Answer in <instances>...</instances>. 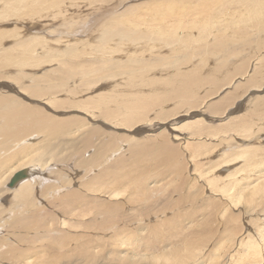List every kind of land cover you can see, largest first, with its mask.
Masks as SVG:
<instances>
[{"label": "rangeland", "instance_id": "obj_1", "mask_svg": "<svg viewBox=\"0 0 264 264\" xmlns=\"http://www.w3.org/2000/svg\"><path fill=\"white\" fill-rule=\"evenodd\" d=\"M6 1L8 2V0H1L0 1V50H1L0 54H3V55H1L2 58L6 55V53H8L7 56H9V54H11V56L13 57L14 60L16 58V61L22 59V57H24V56H30V55H26V53L23 49L24 48L23 45H26V44H30L33 46L35 44L36 51L39 49V51H38L39 53L37 52L35 55L34 54L32 55V59L34 62L33 61L31 63L28 62L29 66H28V63L26 65H24V67L20 66L17 63H15V66H14V64H13V66L7 65V64H5L6 66H4V64H0V98L5 97L7 95H10L11 97L18 99L19 102H21V103L23 102L24 104L26 103V106L30 105V107H33V110H34V107L39 108L47 118L52 117V119L62 120V121H64V120L69 121L70 120V122L72 121V123L83 121L85 124L88 125L86 127H82L83 126L82 125L81 127H79V129L75 127L74 132L71 135H68L69 133L68 134H59V135H57V137H55L56 139L52 138L53 142L55 144L53 142H51V143L53 145H57L58 151L55 154L54 160L52 161V164H53L52 167L50 169L46 170L47 174H49L48 177L51 178L50 181H55L57 179V176H55L53 174L50 175L51 171H58L59 172V170H63L65 172H67L66 173L67 175L62 176L59 181L56 180V182H58V183L60 181H63V182L66 181L65 178L70 179L71 177H74V181H73V184L71 187L59 188L60 194H62L67 189H71V190L80 189V187L82 185H84L89 180L93 179L94 176L97 175L99 173V171L102 170V167H99V168H96L97 170L95 168H93L92 171L88 172V170L86 168H83L81 164H78V162L82 161L81 157H82V159H84V158L85 159H87V158L91 159V157L97 151V148L99 145H102V143H107V142L110 144V142L112 140L111 136H113V135L122 136L123 139H127V140H125L126 145L122 144L123 146L121 148H124L125 150L128 149V150L125 152V150L122 149V151H120L119 153H117L115 155L114 160L110 161V163L115 161V159L118 161L126 160L129 162L131 160L130 156H129V154L131 155V152L129 149L130 145L131 146L137 145V142H138L137 139L141 140V142H144V137H146L147 140H152L154 138V136L155 137H157L158 135L160 136L162 133V135L164 137L166 135L167 136H166V138H162V136H160V138L167 141L168 144H172L171 146H173V148H175L177 150V152H178L177 155L179 157L178 160L176 159L177 164L178 163H179L178 165L181 164V166H179V168H178V165L171 164L172 166L175 165V167L177 169H179V171H177V174H175L176 172L172 170V172H174V173H171V175L165 176L168 179L162 180L161 179L162 176H161L160 180H162V182L160 181L158 183L159 185L158 184L156 185L157 181H155V186L159 187L160 192L158 191V193H153V195L156 198L159 197V195L162 198H165V199H163L165 204L163 203V201H161L159 204L162 207L168 206L170 208L171 203L166 204L167 203L166 202L167 197L170 194L173 195L174 192L172 191L173 190L172 188H175V189L181 188L182 191L181 190L177 191L178 193L176 192V194H174V201L172 203L174 204L179 198H182L179 201V202H181V205H183V204L185 205V203L187 202V205L183 206L184 210H180L178 213H175V212H177L178 207H182V206H178L179 204H177L175 209L172 210L173 212L170 213L171 215L167 214V216H163V218H164L163 221L149 222L148 223L149 229H146L142 225L139 226L140 225L139 222H135V223L133 222L131 224V226L136 228L135 231L138 232L136 235H139L136 238L137 240L135 239L132 242L125 240L123 243H121L119 245H116L115 243H113L112 240L109 238V237H112L111 235L114 234L113 228L105 229L104 231L98 232L96 230L95 226H92L93 230L91 228L88 231L83 230L84 226H78V229L75 231V230L70 229L71 226L70 227H63V226L60 227V225H56V230H59L60 228L61 229L59 231L55 232L54 237H59V235H61V233H62L61 230L65 229L64 231H67L66 228L70 229V231H71L70 234L73 235L75 238L78 236L76 238L75 247H74V244H71L73 246V249L71 251H73V252L74 251L75 252L76 251L77 252L82 251L84 249V246H87V245H82V250L79 249L78 246H81L80 244L82 242H87L88 239H89L88 241L91 240L92 244L87 246V247H90L89 251H87V252L82 251L80 253L69 254L67 247L66 248L64 247L65 250L63 249L62 253H59V254H57L56 252H52V253L48 252V254L50 256L54 255L53 261L55 259H57L56 260V262L58 261L57 264H250L249 262H251V261H249L247 263V261L243 260L245 258L244 254L250 253V251H252L251 245H247L246 243L249 242L248 239H249L250 235H252V232L254 233V231H256V229L258 227H264L263 223H261L260 221H256V218L258 219L261 214H264V205H263L264 193L261 194L262 196L257 195V197L255 196L254 198H253L254 195L251 196L254 199V200L253 199L251 200V197L248 198V196L252 193V191L247 192L248 193L247 194V193H245V190H241V188H239V186L237 187L238 189H236L235 185L233 186L232 184L236 183L234 180H236V179L240 178L242 175H244V174H242L243 172L244 173L250 172L251 175H252V172H253V174L254 173L256 174V175L250 176V175H248L249 173H247L246 175H244L245 177H247V176L249 177V178H247L246 181L249 183L251 182L250 184H248V185H250L249 187H251L250 190L253 188V191H254L255 190L254 188L261 187L262 182L264 181V178H263L264 176H262L264 174V173H262V172H264V156H263L264 155V142H263V140H261V138H264V126H263L264 125V99H263L264 98V89L262 86H259V85H257V86H251L250 84L247 85L248 80L253 75H255L256 72H257V75H264V52H263L264 50L260 51L259 48L254 49L252 47V45H255L257 42H260V40H262L261 38H263V36L261 38L258 36H255V37L251 36V38H252L250 41L251 44H249L250 46L248 48L242 47L241 52L240 51L239 52L234 51L232 53L234 56H237L236 58H233L234 56L230 57V54H221V53L216 52V51L206 52L205 54L202 53L200 51L199 47L205 48V45H198V43L194 42V39H193L194 35H197L195 27L190 28L191 25H189V32L186 34L184 31L178 29V28H180V26L177 24H179L181 21H184V16L186 17L187 15H188V17H186V18H188L187 19L188 23L193 22L195 20H198L199 14L196 15L198 12V5L203 0H197V1L196 0H192V1L191 0H170V1L169 0H167V1H165V0H150V1L149 0H121V1L112 0L111 1L110 0L111 2L109 0L108 1L102 0L103 4H101L102 2H99L101 0H99V1H97V0H93V1L91 0L90 1L89 0L90 1L89 4H88V2H89L88 0H83V1L80 0L81 2L78 0H76V1L65 0L63 2V4L61 5V7L58 8V10L52 9L53 12H52V10H50L52 12L51 13L52 15L49 14L50 12L47 13V11L46 12L44 11L42 13L44 18L47 17L48 15H50L51 17H49L46 20H44V19L39 20V19H37L38 18V16H37V17H35L36 22L33 21L32 19H28V17H30L29 15L28 16L26 15L27 13H29L28 9H24L22 11L23 13L20 11V13L17 14V16L16 15H11V16L9 15L10 16L9 17L6 14L7 13V9L5 8V5L7 3ZM96 1H97V4L99 3L98 4L99 6L96 5ZM210 1H215V0H208V2H210ZM220 1L222 2V5H223V4H226L229 0H220ZM91 2H93V3L91 4ZM109 2L111 3V5ZM120 2H122V4H120ZM180 2L181 3L183 2L184 4L183 3L181 4ZM80 3H81V6H80ZM176 3L177 4L180 3V4H178L179 6ZM68 4H70L72 6L70 7V5H68ZM85 4H87L89 6H87ZM187 4L191 5V7L188 6ZM104 5H105V7H104ZM134 5H135V7H134ZM185 5H187V6H185ZM67 6H69L70 8ZM97 6L99 7L98 8L99 10L97 9ZM82 7H83V9H82ZM91 7H94V8H92V10H91ZM142 7L145 9H142ZM67 8H68V10H67ZM76 8L77 9L79 8V9L77 10ZM85 8L88 10V12ZM134 8H135V12H134ZM4 9H6V10H4ZM126 9H127V11H126ZM173 9L174 10L180 9V11H176V10L174 11ZM182 9H184V12ZM55 10H57V11H55ZM103 10L104 11L108 10V11L105 13V16H104V14H102L100 16V14ZM3 11L4 12L6 11V12L4 13ZM158 11H160V12H158ZM62 12H64V14ZM72 12H74V14H72ZM75 12L77 14L80 13V15L79 14L77 15ZM149 12L151 14H149ZM152 12H153L154 16L152 15ZM178 12L179 13L183 12V13H181V15L182 14L183 15L180 17V14ZM45 13H47L48 15ZM90 13H91L92 22L90 21L89 23H87L88 24L87 26H84V28H86L85 29L86 31L85 30L83 31L84 34H82L83 32L81 34H76L75 33V31H76L75 29L77 28L76 25L79 24L80 22H83ZM145 13H147V14H145ZM159 13L161 14L162 17L160 16ZM170 13H171V15L174 14V15H172L174 18L170 17ZM65 14H66V16H65ZM137 14H138V16H136ZM155 14L156 15L158 14L157 18H155L156 17ZM194 14L196 16H194ZM53 15H56V16H53ZM67 15H69V16H67ZM175 16H178V17L176 18ZM69 17H70V19H69ZM71 17H73V19H74L73 23L71 22L72 21ZM81 17L83 18V21H82ZM115 17L117 18V20ZM159 17H161V18L166 17V18H169L170 22L173 21L170 24L171 25V27H170L171 31H170V29H168L167 32L161 30L160 25L162 23L160 22V19L158 21ZM190 17H191V19L189 20ZM54 18H56V19H54ZM57 18H59V19H57ZM143 18H144V20H143ZM26 19H28V20H26ZM119 19L122 20V22H124L122 25L120 24L121 27L119 25L115 26V25H117V24H115V22H118ZM151 19H153V20L151 21ZM65 20H67V21L65 22ZM75 20L77 23H75ZM110 20L114 21L113 26L109 25L111 22ZM132 21L136 22L138 25L136 23L134 24ZM66 23H67V25H65ZM128 23H130L131 26ZM172 23L175 27L172 25ZM107 24H108V26L112 27V29L110 27H108ZM186 24L184 26L185 29H186ZM31 25H35L38 27H36V30L35 29L33 30L30 28ZM124 25H126V26H124ZM66 26H67V28H66ZM69 26L72 27V29H70V30L74 31V32H71L68 30ZM79 26L80 25H78V27ZM38 28L41 30L39 31ZM103 28H104V30H103ZM132 28H134V29H132ZM142 28L144 29V31H146V30L152 31L153 34H152V32H150V34H147V35H146V33L143 34ZM118 29H120V30H118ZM109 30H111V31H109ZM137 30H138V32H137ZM158 30H160V32ZM64 31H65V33H64ZM68 31L71 33H68ZM113 31H114V33H113ZM67 33H68V35L69 34L71 35L73 33L74 34L71 35V38H69L68 35H66ZM105 33H106V36L110 33L111 37H109V38L108 37H106V38L102 37V35H105ZM122 33H123V37H121ZM126 34H127V37H126ZM141 34H143V35L141 36ZM188 34H192V35H190L188 37ZM75 35H77V36H75ZM152 35H154V37ZM181 35H183V36H181ZM34 36H37L40 39L41 38L42 39L41 40L39 39V42L36 41V42H33L31 44L32 40L30 38L34 37ZM135 36H137V37H135ZM177 36L179 37L178 39H177ZM141 37H142V39H141ZM158 37H160V38H158ZM171 38H173L174 40ZM206 38H208V39H206ZM209 38H210V40H209ZM228 38L230 40H234L236 38H237L236 40L239 39L236 36L234 37L232 34H228L227 36L220 37L219 39L221 41L217 40L218 44H221V46H216V47L217 48H222V47L226 48L224 45V42ZM243 38H245V37H243ZM43 39H44V41L40 42ZM104 39H105V42H103ZM160 39H162V40H160ZM163 39H164V41H163ZM167 39H169V40H167ZM215 39H217V38H214L213 36H206L201 41H204L203 43H206V42L208 44L210 43L209 45H212L215 43V41H216ZM59 41H60V43H59ZM125 41H126V43H125ZM77 42H79V44H77ZM74 43H76V45ZM101 44L102 45L104 44V46H102ZM70 45H71V47H70ZM82 45H83V47H82ZM89 45L92 47H90ZM146 45H147V47H146ZM95 46L98 47L99 49L96 48ZM112 47L116 49L113 52H112V50H113ZM78 48L80 51L82 50L81 52L78 51L79 53L76 51ZM160 48H162V49L160 50ZM230 48H231V50H234L233 45L230 46ZM257 49H258V51H257ZM40 50L43 52H41ZM74 50L76 51L77 55L76 54L73 55L72 51H74ZM119 50H121V52L119 55H117L116 52H118ZM139 50H141V51H139ZM93 51H94V53H93ZM67 53L69 54V57H68ZM21 54H22V56H21ZM51 54H53V55H51ZM63 54H65V55H63ZM186 54H187V56H186ZM261 54H263V55H261ZM188 55H189V57H188ZM194 55H195V57H193ZM19 57H21V58L18 59ZM190 57H191L190 64H186L187 63L186 60L189 59ZM98 58L101 60H99ZM115 58H117V59H115ZM108 59L109 60L113 59L115 62L113 61L114 63H112V64L109 63L108 65H106L107 68L105 67V69H110V71H113V69H111V68L115 65V63H117L116 64L117 65L116 68L118 67L117 70H119L120 68L123 67L122 71L115 73V75L118 76L117 77L118 80L112 79L114 81V83H113L111 78L107 79V78H109V76H108V77L104 78V79H106V81L104 79L100 80L99 82H96L97 84L95 83L94 87L92 85H87L86 83H84V81H82V75L83 74H79V73H82V71L84 69H85V71H88L87 69H91V67L92 68H99L102 65H105V63ZM243 59H245V60H243ZM41 60H43V61H41ZM102 60H103V63L101 62ZM259 60H262V61L259 62ZM1 61L2 60H0V63H1ZM69 61H71V63ZM117 61L119 62V64ZM172 61L175 62V67L178 66L177 64H179V63H181L183 65L185 64L183 66V69H181L185 73L191 72L192 70L197 71L196 68L200 67V68H204V70L206 69L204 72L208 76H210L209 71L213 70L211 72L212 76H216V78H217L219 75H218V72H215V71L219 70L221 80H219L218 84L211 83V84H208L209 86L207 84H204V83L196 85L195 91H196L197 95L194 97H191V96H187V97L183 96L182 98L177 97L175 94L177 93L178 86L172 80L173 77L170 76V74L172 75L171 70L173 72H175V67L173 65L174 63ZM247 62H250L249 66L247 65L248 64ZM37 63H39V66ZM165 63H169V64L173 63V64L172 65L168 64L169 66L167 65L168 67H166ZM241 63H242V65H240ZM163 64H165V67L161 66ZM191 64H192V67H191ZM233 64H234V66H233ZM72 65H74V66H72ZM110 65H112V66H110ZM136 65H139L141 67V69H144V70L147 67L151 68L153 65H156L158 67V71H156V72H160V74H161L160 77L162 79L169 78L166 81L167 83H163L164 85L159 84V86L163 85L165 87H167V86L169 87V85H170V88L167 87V89H169L171 91L169 94L164 96V97H166V99L164 98L160 102H156L155 104L152 105L151 109H148V110H145L142 112L144 114V117L142 119L143 120L145 119V120L142 122H138L136 124V127H135V129H138V128H140V127H138L139 125L140 126L143 125L142 127L144 128V130H143L142 134H136V130H134L135 133H134V131H129L128 126H127L128 129H125V127L121 128L119 126L121 124L120 121H122L120 119H126L125 117H127V115L129 113L126 114L125 116L122 115V117H121L119 112H123V111H120V109L117 105L118 101L124 102V100H126L127 102L128 101L130 102L128 104V108L129 107L131 108V105H130V104H132V102L130 100L131 97L129 98V96H128L129 93L126 91H130V92H133V91H132V88L128 84L130 81L128 83H127V81H128V77H130V78L132 77V74L130 73L132 67L136 66ZM218 65H220V66H218ZM243 65H244V71L241 72L240 68H242V67H240V66H243ZM169 67H171V68L164 71V74H163V70L166 68H169ZM247 67H248V72L245 74V72H246L245 70L247 69ZM67 68H69L70 72L75 68V72L69 78H66L68 76V73H70V72H67V70H68ZM213 68H215V69H213ZM256 68H257V71H256ZM168 71L171 73H169ZM65 72H67V73H65ZM76 72H78V73H76ZM207 72H209V73H207ZM63 73H65L64 76H63ZM87 73H89V72H87ZM168 73H169V75H165ZM2 74H4V75H2ZM149 74H150V76L151 75H153L154 77L157 76V75H154L153 72H151ZM162 74H163V76H162ZM145 75L147 76V72H145ZM150 76L148 78L153 77V76H151V77ZM208 76H205L206 79L208 78ZM212 76H210V77H212ZM157 77H159V74ZM259 77H261V76H259ZM209 81H211V80L209 79ZM110 82L112 83V85L109 84ZM256 83H262V82L257 81ZM173 85H175V86H173ZM7 86H8V88H7ZM115 86H117V88L120 90V92L118 91L117 93H114ZM249 86H250V89H249ZM9 87L12 89L10 90ZM99 87L103 88V89H100ZM208 87H210V88L208 89ZM254 87L257 89V91H252V92L248 91V93L246 94L245 90H247V89H249V90L254 89L255 90ZM46 89H49V91H46ZM86 89L89 91L87 93L81 94V92L86 90ZM259 89H261V91ZM38 90H40V92H42L40 95H38ZM77 91H78V93H77ZM98 91H100V92L98 93ZM20 92L23 94H20ZM202 92H203V94H202ZM17 93H19V94H17ZM125 93H126V95H125ZM3 94H4V96H3ZM34 94L38 95V97L33 96ZM52 94H54V95H52ZM97 94H99V95H97ZM170 94H173V95H170ZM208 94H211V95H209V97H208ZM116 95H118L119 98ZM123 95H124V97H126L125 99H124V97H123V99L121 98ZM43 96H44V98H43ZM103 96H106L109 101L107 100L106 97H103ZM115 96L118 98V100H117V98H115ZM160 96L163 97L162 95H160ZM102 100H105L104 102L106 104V107L103 105L100 106V104L103 102ZM96 102H97V105H96ZM115 102H117V103H115ZM161 102H162V104H161ZM113 103H114V105H113ZM94 104L98 107H96ZM73 106H76V107H73ZM90 106L92 108L96 107L95 109L93 108L91 110V114L87 113V110H86L88 108H91ZM74 108H80L81 110L79 109V111H77V109H74ZM114 108L116 111L112 110ZM103 110H105L107 112H105ZM108 110H110V111H108ZM134 110L135 109H131V112ZM125 111L122 114H125ZM34 112H35V117H41L40 113H39V116H38V114L36 115V112H37L36 110H34ZM109 112L110 113L113 112L112 115ZM116 113L118 115H116ZM256 114H258V115H256ZM113 115H114L115 119L113 118ZM175 115H176V117H175ZM105 116H107V118ZM145 116H148L149 118H147ZM159 116H160V118H159ZM26 117H27V115H26ZM0 118H2L1 115H0ZM43 118H45V117H43ZM43 118H42V120H43ZM47 118H45V119H47ZM73 118L74 119L77 118L78 120H74ZM111 118H113V119H111ZM162 118H163V120H162ZM26 119L29 120V118H26ZM47 120H49V119H47ZM111 120H112V122H111ZM114 120H116V121H114ZM155 120H159V121L156 122ZM109 121H110V123H113V124L111 125L109 123ZM148 121H149V123H148ZM130 122H128V123L125 122V123L130 125L131 124ZM22 123L23 122H21V125H22ZM150 123H152V124L157 123V124H155L156 125L155 129H152V130L150 129L151 128ZM184 123L186 125H184ZM242 123H243V125H242ZM27 124H33V123L30 122ZM34 125H36V124H33L34 128L32 126L30 127L31 132H33V133L35 132V134H33V135L34 136L37 135V138H38V136H39V138L38 139L33 138L34 140L25 141V142H23V144L19 143L18 149L20 147L21 148L24 147V145L27 146L28 144H31L34 142H36L35 144H38V141L43 140L42 137H44V135L43 134L41 135L40 134L41 131H39V130H37V131H39L37 133L36 129H38L39 127L37 126L38 127L37 128ZM37 125H40V122ZM41 125H42V123H41ZM108 125H109V128H108ZM182 125H183V127H182ZM249 125H251V126H249ZM15 126H17V125H15ZM27 126H25V127L27 129H29L30 125H27ZM173 127H175V128H173ZM96 128L98 130L99 129L100 130L96 132ZM227 128H229V129H227ZM249 129H250V131H249ZM33 130H35V131H33ZM92 130L95 131V132L93 131L95 134H93ZM253 131L255 134L253 133ZM251 133H252V135H251ZM256 133H258V134H256ZM87 134H88V137H87L88 143L90 140L91 144H87V142H85ZM90 134H92V135L90 136ZM148 136H150V137H148ZM255 136H256V138H255ZM2 137H4V136H2ZM2 137L0 138L1 141L3 140ZM169 140H170V142H169ZM4 142H7V140H5ZM131 142H134V143H131ZM8 143L11 146L13 144V141L8 142ZM111 144H112V142H111ZM20 145H22V146H20ZM15 146H16V144H15ZM15 146H13V147H15ZM70 146H72V147H70ZM249 147H251V148H249ZM83 148L86 150H83ZM249 149H250V151H249ZM13 151L17 153V148H12L11 150H7L5 148L2 149L0 152V154L2 156L0 158L2 160L8 159L11 156V154L14 153ZM224 152L229 153V154H227L228 156L230 154L235 153V152H236L235 154H238L237 152H240L242 156L240 155V159L238 158L236 160V162H234V163L230 162L231 163L230 166L225 167L226 163L223 161H226V160H225V158L223 159V155L224 154L226 155V153H224ZM127 153H128V156H127ZM162 153H165V152H162ZM219 153L222 154V156L217 157V154H219ZM180 154H182V155H180ZM6 157H8V158H6ZM149 157H151V155H149ZM165 158L166 157L163 158V164H165V161H164ZM213 158H215L216 160ZM47 159H48V156H45L44 160L46 162H48ZM184 159H185V161H184ZM226 159H228V158H226ZM153 162H152V166L155 167V165H157L158 163H156V162L153 163ZM257 163H260V164H257ZM146 164H147V162H146ZM148 164H151V162H149ZM221 164H223V165H221ZM252 164H254V165L252 166ZM183 165H186V166L183 167ZM247 165L249 167H247ZM261 165H262V168H261ZM166 166H164V167H166ZM212 166H213V168L209 169ZM41 167L42 166H39L38 168L40 169ZM107 167L110 168V167H112V165H108ZM181 167H183V169H185V171H183V169ZM243 167H245V168L243 169ZM214 168H216V169H214ZM222 168H223V170H222ZM41 169H44V168H41ZM70 169L72 171H70ZM208 169L211 170V172L209 171L210 173L208 172ZM246 170H248V171H246ZM46 171H45V173H46ZM71 172L74 174V176H71V174H70ZM184 172H186V173H184ZM214 172H216V173H214ZM228 172L229 173L233 172L235 174L233 177H227V180L226 179L222 180L221 177H223L224 174H226V175L229 174ZM89 173H91V175H89ZM217 173L218 174L221 173L220 177H219L221 180L219 178L218 179L216 178L219 176ZM236 173H239L238 174L239 176H240V173L242 175L239 177ZM69 174H70V176H69ZM257 175H259V176H257ZM183 176L185 177L184 178L185 180L183 179ZM244 176H242L241 178H243ZM181 178L185 181V183L187 182V185L184 183V181ZM186 178H188V179H186ZM229 178H230V180H229ZM232 178L234 180H232ZM212 179H213V181L215 180L214 181L215 186L214 185L210 186L209 181ZM248 179L249 180L251 179V180L249 181ZM218 180H220V181H218ZM169 181H172V184H168L167 182H169ZM217 181L219 183H217ZM258 181H260V182H258ZM181 182L183 183L184 187H183V185H181L182 184ZM127 183L130 184L131 182H127ZM160 183L164 186H167V188L170 190V193H167L166 196H164V194H163L164 192L162 191V189L160 190V187L162 186ZM163 183H165L166 185ZM216 183L218 186H216ZM8 184H6V189H8ZM248 185L243 183L242 188L247 186V190H249ZM132 186H134V185H132ZM151 186H153V185H151ZM178 186H180V187H178ZM222 186H223V190L225 193L224 192L222 193V191L218 192V190L220 191L222 189ZM216 187H218V188H216ZM219 187H220V189H219ZM226 187L232 188L233 192L226 189ZM130 188H131V185L128 189H130ZM190 189H192V191ZM193 190H194V192H193ZM215 190L217 192H214ZM235 190H237V192ZM131 191L134 195L136 194V192H138L137 189H134V188ZM68 192L71 193L72 191H68ZM104 192L105 191H103V193ZM234 192L236 193L235 195H234ZM65 193H63V194H65ZM108 193L105 195L94 194V196H95L96 200L103 201V202H110V201H112L111 200L112 197L109 196ZM122 193H123V195H121V196L128 195L129 193H130L129 195H133L130 191L126 192V194H125V192L121 191V194ZM187 193H189L190 195L188 196ZM226 194L228 195V197L226 196ZM240 194L243 197L242 196L240 197ZM134 195L130 196V197L134 198L135 197ZM200 195L202 196V198ZM40 196H41V192H39L37 194L38 198L35 197V198H33V200H35V203L39 202L38 204L43 206V210L41 212L42 215H44V213L48 212L47 214H49V212H54V211H55L54 214H56V215L61 214L60 213L61 212L60 207L58 206L60 203L59 201H57L56 199H53V202L49 203L48 201L44 200V203L42 205V203L40 202V200L42 199L41 198L42 196L41 197ZM233 196H235V197H233ZM12 197H13L12 194L7 195L4 199L5 202L2 201L3 198H2V200L0 199V205L6 204V205H8V208L11 207V205L13 203H15V202H13V203L10 202L12 200ZM232 197L234 198V201L236 203H232ZM194 198H196V199H194ZM204 198L208 201H210V200L211 201L208 202ZM212 198H214V200ZM133 200H135V201L131 200L130 203L126 207H128V209H132L131 207L133 205H135L136 206L135 207L136 208L135 214H133L131 216L130 210L125 211V214H124V217L122 220V227L123 228L130 226L129 225L130 219L134 218L138 214V212H141V210L137 207V205H138V203L142 204V202L139 201L138 199H136V197ZM201 200H203V201H201ZM204 200L208 203H204L205 202ZM196 202H198V206L200 205L199 208L197 205L196 206L193 205V207L191 206L192 204H196ZM211 202H213V203H211ZM252 202H253V204H252ZM52 204H54V205H52ZM223 205H224V207H223ZM230 205H232V206L230 207ZM227 207L229 209H227ZM141 208H142V206H141ZM224 208H226V210ZM31 210H32V208H31ZM200 212H201V214H199ZM27 213L28 214H25V216L26 215H28V216L32 215V211H28ZM75 213H73L70 216H68V214L63 215L62 217L58 215L57 220H59V221L57 222V224H60L61 223L60 221L61 220L63 221L65 219L64 222L65 221L67 223L73 222V225H75V221H77L75 216H74ZM147 213H152L153 217H156L154 220H157V211L156 210H154V212L152 210L151 211L147 210ZM194 213L195 214L198 213V215H195ZM221 213H222V215H221ZM243 215H244V217H243ZM125 216H130V217L125 219V222H124ZM197 216H198V218H197ZM239 216L241 217L242 221L239 218ZM252 216H253V218L251 219ZM85 217H82L79 219H81V221L88 220L89 217L88 218H87V216H85ZM165 217H167V218H165ZM231 217L235 218V221H234L235 223L234 222L231 223L232 222ZM6 218H10V217L7 216ZM82 219H84V220H82ZM238 219H239V222H238ZM253 219L255 221H253ZM93 220H94V214H91L90 215V221L92 222ZM145 220L148 221V219H145ZM166 220H167V222H166ZM211 220H213V221H211ZM146 221H145V224L143 223V225H147ZM137 224H138V228L136 227ZM234 224L235 225L237 224L239 226H237V225L235 226ZM242 224H243V227H242ZM213 227H214V229H213ZM169 228H171V231L169 234H166L165 231ZM10 230H11L10 227L7 228V226H6L3 228L2 226H0V238L1 237L9 238L11 247L19 246L17 243V241H19V240H17V239H19V237H17V236H20L19 234H23V236H26L25 235L26 232L24 230L19 231V232H12ZM160 230L162 232H161V234L158 235L157 238H150L149 236L146 237V235L148 233L151 232L153 234H156V233H159ZM31 234H32L31 237H33L35 235L34 232H31L27 237H29ZM42 234L46 235V233H43V232H42ZM84 234H86V236ZM99 234L101 236L104 234L106 237L105 238L106 241L97 240L96 238H99V236H100ZM181 234H182V237H181ZM248 234H249V237H248ZM84 237H86V238H84ZM83 238L86 240H84ZM184 238H186L185 239L186 241L184 240ZM23 243H26V242H23ZM249 244H251V243H249ZM44 245L52 246V245L47 244V243H44ZM21 247L22 248L24 247L23 249H25L27 246L24 245ZM2 250H5V248H3ZM113 251H115V252H113ZM244 251H247V252L245 253ZM255 253L256 252H254V251L251 252L252 255ZM66 255H67V257H66ZM90 257H91V259H90ZM130 258H132V259H130ZM11 260H12L11 257H10V260H7L5 258L3 261L0 259V264H14ZM39 261L36 260L37 264H42L41 260H39ZM10 262H12V263H10ZM31 264H33V263H31Z\"/></svg>", "mask_w": 264, "mask_h": 264}, {"label": "bare ground", "instance_id": "obj_2", "mask_svg": "<svg viewBox=\"0 0 264 264\" xmlns=\"http://www.w3.org/2000/svg\"><path fill=\"white\" fill-rule=\"evenodd\" d=\"M1 1V0H0ZM65 0H8V2L6 3L5 5V8L7 9V15L11 16V15H16L20 13V11L22 12L24 9H28L29 10V13H27L26 15L30 16L28 17V19H32L33 21H35V17L38 16L37 19H48L49 17H51L50 15H52L51 13L53 12L52 9H57L59 7H61V5L63 4ZM76 1V0H74ZM80 1V0H78ZM83 1V0H82ZM89 1V0H88ZM91 1V0H90ZM90 1L88 2V4L90 3ZM93 1V0H92ZM99 1V0H97ZM97 1H96V5L97 4ZM108 1V0H107ZM110 1V0H109ZM112 1V0H111ZM110 1V2H111ZM121 1V0H119ZM150 1V0H149ZM167 1V0H165ZM170 1V0H169ZM192 1V0H191ZM197 1V0H196ZM73 2V1H72ZM81 2V1H80ZM99 2H102L99 1ZM109 2V3H110ZM189 2V1H188ZM195 2V1H194ZM207 2V3H206ZM79 3V2H78ZM77 3V4H78ZM93 2H91L92 4ZM181 3V2H180ZM178 3V4H180ZM183 3V2H182ZM181 3V4H182ZM191 3V2H190ZM209 3V4H208ZM103 4V2L101 3ZM120 4H122V2H120ZM145 4V3H144ZM154 4V3H153ZM168 4V3H167ZM177 4V3H176ZM177 4V5H178ZM184 4V3H183ZM199 4V3H198ZM70 5V4H68ZM79 5V4H78ZM87 5V4H85ZM94 5V4H93ZM95 5V6H96ZM111 5V3H110ZM116 5V4H115ZM138 5V4H137ZM188 5V4H187ZM185 5V6H187ZM222 2L220 0H215V1H210L208 2V0H203L199 5H198V12L196 15L199 14L198 16V20H195L193 22H189L187 21L188 18V15L185 17L184 16V21H181L179 24L180 30L184 31L186 34L189 32V25H191L190 28L192 27H195V30H196V33L197 35H194L193 39H194V42H197L198 45H205V48L203 47H199L200 48V51L202 53H206V52H210V51H216V52H219L221 54H230V57H233L234 55L232 54L234 51H240L241 52V49L242 47H245V48H248L251 44V36L252 37H255V36H258V37H262L261 38L262 40H260V42H257L255 45H252V47L254 49L256 48H259L260 51H263L264 50V0H229L226 4H223L222 6ZM72 5H70L71 7ZM80 6H81V3H80ZM89 6V5H87ZM99 6V5H98ZM97 6V9L99 8ZM170 6V5H169ZM179 6V5H178ZM191 7V5H188ZM69 7V6H67ZM69 7V8H70ZM86 7V6H85ZM105 7V5H104ZM113 7V6H112ZM133 7V6H132ZM135 7V5H134ZM88 8V7H87ZM92 8L94 7H91V10ZM103 8V7H102ZM150 8V7H149ZM163 8V7H162ZM170 8V7H169ZM178 8V7H177ZM183 8V7H182ZM4 9V10H6ZM77 9V8H76ZM79 9V8H78ZM77 9V10H78ZM83 9V7H82ZM86 9V8H85ZM107 9V8H106ZM142 9H145L142 7ZM192 9V8H191ZM52 10V12L50 11ZM55 10V11H57ZM68 10V8H67ZM81 10V9H80ZM87 10V9H86ZM90 10V11H91ZM99 10V9H98ZM101 10V9H100ZM174 10V9H173ZM176 10V9H175ZM174 10V11H175ZM183 12H184V9H182ZM188 10V9H187ZM27 11V10H26ZM50 12L47 17L44 18V16L42 15L43 12ZM76 11V10H75ZM83 11V10H82ZM108 10L106 11H102L100 16L102 14H104L105 16V13L107 12ZM127 11V9H126ZM157 11V10H156ZM155 11V12H156ZM166 11V10H165ZM176 11H180V9L176 10ZM192 11V10H191ZM4 12V11H3ZM6 12V11H5ZM4 12V13H5ZM28 12V11H27ZM71 12V11H70ZM88 12V10H87ZM94 12V11H93ZM92 12V13H93ZM123 12V11H122ZM132 12V11H131ZM134 12H135V8H134ZM138 12V11H137ZM141 12V11H140ZM146 12V11H145ZM160 12V11H158ZM181 12V13H183ZM2 13V12H1ZM23 13V12H22ZM64 14V12H62ZM76 13V12H75ZM84 13V12H83ZM133 13V12H132ZM144 13V12H143ZM179 13V12H178ZM180 14V17L183 15ZM31 14V15H30ZM62 14V15H63ZM69 14V13H68ZM72 14H74V12H72ZM77 14V13H76ZM80 15V13H78ZM77 14V15H78ZM86 14V13H85ZM94 14V13H93ZM97 14V13H96ZM116 14V13H115ZM126 14V13H125ZM147 14V13H145ZM144 14V15H145ZM149 14H151L149 12ZM160 14V13H159ZM163 14V13H162ZM3 15V14H2ZM1 15V16H2ZM23 15V14H22ZM88 15V14H87ZM95 15V14H94ZM110 15V14H109ZM129 15V14H128ZM135 15V14H134ZM152 15L154 16L153 12H152ZM174 15V14H172ZM170 13V17H173ZM178 15V14H177ZM194 14V16H196ZM6 16V15H5ZM9 16V17H10ZM19 16V15H18ZM53 16H56V15H53ZM66 16V14H65ZM69 16V15H67ZM83 16V15H82ZM86 16V15H85ZM93 16V15H92ZM138 16V14L136 15ZM140 16V15H139ZM143 16V15H142ZM155 18L158 17V14L156 15L155 14ZM161 16V14H160ZM192 16V15H191ZM4 17V16H3ZM7 17V16H6ZM15 17V16H14ZM23 17V16H22ZM162 17V16H161ZM159 17L158 18V21L160 19V22L162 23L160 25V28L162 31H165L167 32L168 29H170L171 27V21L169 20V18H161ZM176 18L178 16H175ZM24 18V17H23ZM72 19V23H73V17H71ZM78 18V17H77ZM82 18V17H81ZM112 18V17H111ZM116 18V17H115ZM126 18V17H125ZM174 18V17H173ZM195 18V17H194ZM3 19V18H2ZM26 19V20H28ZM56 19V18H54ZM59 19V18H57ZM70 19V17H69ZM114 19V18H113ZM121 19V18H120ZM118 22H115V26H120L124 23L122 22V20H120ZM124 19V18H123ZM142 19V18H141ZM171 19V18H170ZM191 19V17L189 18V20ZM17 20V19H16ZM117 20V18H116ZM127 20V19H126ZM134 20V19H133ZM144 20V18H143ZM147 20V19H146ZM153 19H151L152 21ZM155 20V19H154ZM157 20V19H156ZM175 20V19H174ZM179 20V19H178ZM181 20V19H180ZM12 21V20H11ZM25 21V20H24ZM67 20H65L66 22ZM78 21V20H77ZM82 21H83V18H82ZM92 22V18H91V13L86 17V19L83 21V22H80L79 24H77V28L75 29V33L76 34H81L86 28H84V26H87L89 22ZM96 21V20H95ZM110 26L114 25V21L110 20ZM135 21V20H134ZM157 21V22H158ZM36 22V21H35ZM69 22V21H68ZM94 22V21H93ZM129 22V21H128ZM133 22V21H132ZM176 22V21H175ZM70 23V22H69ZM75 23L76 20H75ZM74 23V24H75ZM106 23V22H105ZM134 24L136 22H133ZM187 23V24H186ZM121 24V25H120ZM130 25V23H128ZM137 24V23H136ZM151 24V23H150ZM186 24V29L184 28ZM67 25V23L65 24ZM70 25V24H69ZM78 25H80L78 27ZM138 25V24H137ZM173 25V23H172ZM73 26V25H72ZM75 26V27H76ZM83 26V27H82ZM105 26V25H104ZM108 26V24H107ZM106 26V27H107ZM108 26V27H110ZM114 26V27H115ZM126 26V25H124ZM131 26V25H130ZM145 26V25H144ZM174 26V25H173ZM36 27L38 26H35V25H31V29H35L36 30ZM64 27V26H63ZM70 27V26H69ZM68 27V30L71 31L70 29H72V27L69 28ZM74 27V26H73ZM103 27V26H102ZM105 27V28H106ZM119 27V28H120ZM128 27V26H127ZM133 27V26H132ZM138 27V26H137ZM136 27V28H137ZM175 27V26H174ZM178 27V26H177ZM29 28V27H28ZM67 28V26H66ZM112 29V27H110ZM109 28V29H110ZM118 28V27H117ZM124 28V27H123ZM146 28V27H145ZM39 29V28H38ZM126 29V28H125ZM130 29V28H129ZM134 29V28H132ZM143 29V28H142ZM148 29V28H147ZM29 30V29H28ZM41 29H39L40 31ZM54 30V29H53ZM62 30V29H61ZM74 30V29H73ZM104 30V28H103ZM106 30V29H105ZM114 30V29H113ZM120 30V29H118ZM254 30V31H253ZM60 31V30H59ZM68 33H71V32H74V31H71ZM86 31V30H85ZM111 31V30H109ZM143 31V34L146 33L147 34H150V30H146L144 31V29L142 30ZM155 31V30H154ZM160 32V30H158ZM171 31V29H170ZM169 31V32H170ZM30 32V31H29ZM54 32V31H53ZM61 32V31H60ZM120 32V31H119ZM138 32V30H137ZM183 32V33H184ZM193 32V31H192ZM2 33V32H1ZM65 33V31H64ZM68 33L66 35H68ZM114 33V31H113ZM118 33V32H117ZM176 33V32H175ZM180 33V32H179ZM184 33V34H185ZM195 33V32H194ZM35 34V33H34ZM74 34V33H73ZM71 34V35H73ZM84 34V32L82 33ZM130 34V33H129ZM132 34V33H131ZM141 34V36L143 35ZM153 34V32H152ZM166 34V33H165ZM178 34V33H177ZM183 34V35H184ZM228 34H232L234 37H238L239 39L236 40H230L229 38L225 40L224 42V45L226 48L222 47V48H217L216 46H221V44H218V41L217 40H220L219 38L220 37H223V36H227ZM70 35V34H69ZM68 37L71 38V35ZM121 35V34H120ZM181 35V36H183ZM192 35V34H188V37ZM49 36V35H48ZM77 36V35H75ZM81 36V35H80ZM84 36V35H83ZM119 36V35H118ZM133 36V35H132ZM154 37V35H152ZM173 36V35H172ZM179 36V35H178ZM177 36V39L180 37ZM187 36V35H186ZM206 36H213L214 38H217L215 39V43L212 44V45H209L207 42L206 43H203L204 41H201L203 38H205ZM42 37V36H41ZM102 37L106 38V37H111L110 36V33L106 36V33L105 35H102ZM123 37V33H122V36ZM126 37H127V34H126ZM137 37V36H135ZM149 37V36H148ZM147 37V38H148ZM156 37V36H155ZM245 37V38H243ZM247 37V38H246ZM48 38V37H47ZM79 38V37H78ZM160 38V37H158ZM163 38V37H162ZM212 38V37H211ZM32 40L31 44L33 42H36L38 41L39 42V37L37 36H34V37H31L30 38ZM42 39V38H41ZM40 39V40H41ZM142 39V37H141ZM145 39V38H144ZM154 39V38H153ZM173 39V38H171ZM190 39V38H189ZM208 39V38H206ZM71 40V39H70ZM87 40V39H86ZM91 40V39H90ZM93 40V39H92ZM132 40V39H131ZM162 40V39H160ZM169 40V39H167ZM174 40V39H173ZM210 40V38H209ZM214 40V39H213ZM28 41V40H27ZM30 41V40H29ZM44 39L40 42H43ZM85 41V40H84ZM102 41V40H101ZM108 41V40H107ZM106 41V42H107ZM151 41V40H150ZM164 41V39H163ZM221 41V40H220ZM22 42V41H21ZM63 42V41H62ZM80 42V41H79ZM79 42H77V44H79ZM105 42V39L104 41ZM102 42V43H103ZM110 42V41H109ZM133 42V41H132ZM212 42V41H211ZM46 43V42H45ZM55 43V42H54ZM60 43V41H59ZM101 43V42H100ZM126 43V41H125ZM191 43V42H190ZM76 45V43H74ZM73 44V45H74ZM144 44V43H143ZM155 44V43H154ZM72 45V46H73ZM74 45V46H75ZM102 45V44H101ZM107 45V44H106ZM105 45V46H106ZM142 45V44H141ZM233 45V48L234 50H231L230 46ZM81 46V45H80ZM85 46V45H84ZM90 46V45H89ZM88 46V47H89ZM94 46V45H93ZM104 46V44L102 45ZM132 46V45H131ZM176 46V45H175ZM193 46V45H192ZM23 49L26 53V55H30V56H24L22 57V59H20L21 57H19L18 61H16V58L15 60L13 59V57L11 56V54L8 55V53H6V55L2 58L1 55L3 54H0V60L1 63L0 64H4V66H6L5 64L7 65H12L14 64L15 66V63L19 64L20 66H23L26 65L28 62H32L33 59H32V55L36 54L39 49L36 51V47H35V44L34 46L33 45H30V44H26V45H23ZM71 47V45H70ZM83 47V45H82ZM92 47V46H90ZM96 47V46H95ZM147 47V45H146ZM169 47V46H168ZM195 47V46H194ZM215 47V48H214ZM21 48V47H20ZM58 48V47H57ZM56 48V49H57ZM67 48V47H66ZM76 48V47H75ZM98 48V47H96ZM155 48V47H154ZM163 48V47H162ZM160 48V50L162 49ZM184 48V47H183ZM225 50H224V49ZM87 49V48H86ZM85 49V50H86ZM91 49V48H90ZM99 49V48H98ZM112 52L115 51L116 49L112 47ZM131 49V48H130ZM137 49V48H136ZM43 50V49H42ZM72 50V49H71ZM1 51V50H0ZM41 51V50H40ZM59 51V50H58ZM77 52H81L79 50V48L76 50ZM76 51H72L73 55L76 54ZM123 51V50H122ZM131 51V50H130ZM129 51V52H130ZM141 51V50H139ZM165 51V50H164ZM258 51V49H257ZM43 52V51H41ZM51 52V51H50ZM78 52V53H79ZM86 52V51H85ZM121 52V50H119L118 52H116L117 55H119ZM143 52V51H142ZM187 52V51H186ZM185 52V53H186ZM264 52V51H263ZM39 53V52H38ZM69 53V52H68ZM67 53V54H68ZM94 53V51H93ZM101 53V52H100ZM153 53V52H152ZM159 53V52H158ZM200 53V52H199ZM257 53V52H256ZM49 54V53H48ZM38 55V54H37ZM53 55V54H51ZM65 55V54H63ZM77 55V54H76ZM95 55V54H94ZM129 55V54H128ZM259 55V54H258ZM263 55V54H261ZM22 56V54H21ZM47 56V55H46ZM67 56V55H66ZM80 56V55H79ZM102 56V55H101ZM187 56V54H186ZM221 56V55H220ZM37 57V56H36ZM57 57V56H56ZM68 57H69V54H68ZM84 57V56H83ZM115 57V56H114ZM113 57V58H114ZM189 57V55H188ZM195 57V55L193 56ZM237 56H234L233 58H236ZM143 58V57H142ZM93 59V58H92ZM99 59V58H98ZM105 59V58H104ZM117 59V58H115ZM131 59V58H130ZM232 59V58H231ZM38 60V59H37ZM101 60V59H99ZM159 60V59H158ZM188 60V61H187ZM186 60V64H190V60H191V57L189 59ZM245 60V59H243ZM43 61V60H41ZM45 61V60H44ZM51 61V60H50ZM59 61V60H58ZM114 60H107L105 65H102L101 67L99 68H92L91 69H87L88 71H85V69L82 71V73H79V74H83L82 75V81H84V83H86L87 85H92L93 87L95 86V83L96 82H99L100 80H103L105 77H108L107 79H116L118 80V76L115 75L116 72H120L122 71V68H120L119 70H117L116 68V64L111 68L113 69V71H110V69H105V67L107 68L106 65H108L109 63L112 64L114 63L113 62ZM132 61V60H131ZM175 61V60H174ZM262 61V60H259V62ZM34 62V61H33ZM38 62V61H37ZM71 63V61H69ZM100 62V61H99ZM103 63V60L101 61ZM118 62V61H117ZM173 62V61H172ZM243 62V61H242ZM67 63V62H66ZM78 63V62H77ZM93 63V62H92ZM96 63V62H95ZM133 63V62H132ZM174 63V64H173ZM172 64L174 65L175 67V62H173ZM248 66H249V63L250 62H247ZM38 66H39V63H37ZM69 64V63H68ZM67 64V65H68ZM119 64V62H118ZM134 64V63H133ZM166 64V67H168L169 65H172V64H169V63H165ZM165 64L161 65V66H164L165 67ZM169 64V65H168ZM200 64V63H199ZM211 64V63H210ZM50 65V64H49ZM70 65V64H69ZM168 65V66H167ZM178 66L175 67V72H172V75L170 74V76L173 77V81L177 84L178 86V90H177V93L175 94L177 97H183V96H191V97H194L197 95L196 91H195V87L196 85L198 84H211V83H214V84H218L219 80H221V76H220V71L216 70L215 72H218V77L216 78V76H212V71L213 70H210V76H208L204 71V68H196L197 71L195 70H192L191 72H187L185 73L184 71H182L181 69H183V64L179 63L177 64ZM221 65V64H220ZM218 65V66H220ZM242 65V63L240 64ZM28 66H29V63H28ZM74 66V65H72ZM91 66V65H90ZM96 66V65H95ZM112 66V65H110ZM145 66V65H144ZM180 66V67H179ZM234 66V64H233ZM70 67V66H69ZM97 67V66H96ZM115 67V68H114ZM163 67V68H164ZM182 67V68H181ZM187 67V66H186ZM191 67H192V64H191ZM194 67V66H193ZM242 68H240V71H244V65L243 66H240ZM4 68V67H3ZM77 68V67H76ZM80 68V67H79ZM130 68V67H129ZM171 67L169 68H166L163 70V74H164V71L170 69ZM69 70V68H67ZM71 69V68H70ZM174 69V68H173ZM215 69V68H213ZM12 70V69H11ZM67 72H70V70ZM72 70V69H71ZM209 70V69H208ZM263 70V69H262ZM158 71V67L156 65H153L151 68H146L145 70L144 69H141V67L139 65H136V66H133L130 73L132 74V77H128V81L127 83L129 84V86L132 88V91L133 92H130V91H126L128 92V96L132 102L131 105V108L129 109L128 108V104L130 103L129 101L127 102L126 100L123 101H118V107L120 109V111H125V114H122L123 112H119L121 117L122 115H127V117H125L126 119H120L122 121H120V127H125V129H128L129 127V131H134L136 130V134H142L143 133V130L144 128L142 126H138L140 128L138 129H135L136 127V124L138 122H142L144 121L142 118L144 117V114L142 113L143 111L145 110H148V109H151L152 105L155 104L156 102H160L162 99H166V97H164L165 95L169 94L171 91L169 89H167V87L163 86L164 84L163 83H167L166 81L169 79V78H166V79H162L160 77V72H156ZM245 74L248 72V67L247 69L245 70ZM256 71H257V68H256ZM48 72V71H47ZM46 72V73H47ZM65 72V73H67ZM75 72V68L70 72L68 73V76L66 78H69L71 77V75ZM89 72V73H87ZM114 72V73H113ZM145 72H147V76L145 75ZM153 72L154 75H157L159 74V77H151L149 73ZM169 72V71H168ZM169 72V73H171ZM207 72V73H209ZM227 72V71H226ZM65 73H63V76L65 75ZM78 73V72H76ZM168 74H165V75H169ZM8 74V73H7ZM25 74V73H24ZM50 74V73H49ZM162 74V76H163ZM222 74V73H221ZM244 74V75H245ZM4 75V74H2ZM256 75V76H255ZM253 75L249 80H248V84H250L251 86H262L263 89H264V75H257V72L256 74ZM78 76V75H77ZM151 77V78H148V77ZM169 76V77H170ZM205 76H208V78L206 79ZM261 76V77H259ZM176 77V78H175ZM18 78V77H17ZM40 78V77H39ZM46 78V77H45ZM123 78V77H122ZM50 79V78H49ZM124 79V78H123ZM171 79V78H170ZM209 79L211 81H209ZM257 79V80H256ZM62 80V79H61ZM66 80V79H65ZM106 81V79H104ZM176 80V81H175ZM113 81V80H112ZM262 82V83H256V82ZM80 82V81H79ZM82 83V82H81ZM114 83V81H113ZM171 83V82H170ZM97 84V83H96ZM110 85H112V83L110 82L109 83ZM159 84H163L162 86H159ZM223 84V83H222ZM17 85V84H16ZM106 85V84H105ZM117 85V84H116ZM241 85V84H240ZM101 86V85H100ZM175 86V85H173ZM172 86V87H173ZM205 86V85H204ZM209 86V85H208ZM211 86V85H210ZM109 87V86H108ZM120 87V86H119ZM215 87V86H214ZM244 87V86H243ZM8 88V86H7ZM10 88V87H9ZM22 88V87H21ZM64 88V87H63ZM73 88V87H72ZM100 88V87H99ZM98 88V89H99ZM106 88V87H105ZM170 88V85L169 87ZM203 88V87H202ZM210 87H208L209 89ZM218 88V87H217ZM255 88V87H254ZM12 88H10L11 90ZM28 89V88H27ZM52 89V88H51ZM76 89V88H75ZM100 89H103V88H100ZM111 89V88H110ZM207 89V90H208ZM240 89V88H239ZM249 89H250V86H249ZM245 90L246 91V94L248 93V91L252 92V91H257V89L255 88V90ZM262 89V88H261ZM261 89H259L261 91ZM128 90V89H127ZM169 90V91H168ZM7 91V90H6ZM46 91H49V89H46ZM89 90H84L81 92V94H84V93H87ZM120 92V90L117 88V86H115V90H114V93H117V92ZM17 92V91H16ZM80 92V91H79ZM100 91H98L99 93ZM123 92V91H122ZM35 93V92H34ZM42 92H40V90H38V95H40ZM78 93V91H77ZM254 93V92H253ZM19 94V93H17ZM20 94H23L20 92ZM199 94V93H198ZM203 94V92H202ZM38 95L34 94L33 96H37ZM45 95V94H44ZM54 95V94H52ZM73 95V94H72ZM96 95V94H95ZM99 95V94H97ZM103 95V94H102ZM115 95V94H114ZM126 95V93H125ZM160 95H162L163 97H161ZM170 95H173V94H170ZM209 95L211 94H208V97ZM4 96V94H3ZM25 96V95H24ZM32 96V95H31ZM42 96V95H41ZM58 96V95H57ZM110 96V95H109ZM108 96V97H109ZM118 98L119 96L116 95ZM115 96V98H117ZM160 96V97H159ZM74 97V96H73ZM81 97V96H80ZM103 97H106V96H103ZM113 97V96H112ZM124 95L121 97L123 99ZM207 97V96H206ZM18 98V97H17ZM44 98V96H43ZM107 98V97H106ZM117 98V100H118ZM126 97H124L125 99ZM48 99V98H47ZM104 99V98H103ZM121 99V100H122ZM264 99V98H263ZM42 100V99H41ZM50 100V99H49ZM108 100V98H107ZM106 100V101H107ZM129 100V99H128ZM195 100V99H194ZM193 100V101H194ZM197 100V99H196ZM45 101V100H44ZM92 101V100H91ZM103 102L100 104V106H105L106 107V104H105V100H102ZM109 101V100H108ZM48 102V101H47ZM112 102V101H111ZM110 102V103H111ZM114 102V101H113ZM127 102V103H126ZM198 102V101H197ZM51 103V102H50ZM80 103V102H79ZM99 103V102H98ZM117 103V102H115ZM196 103V102H195ZM72 104V103H71ZM92 104V103H91ZM162 104V102H161ZM49 105V104H48ZM47 105V106H48ZM76 105V104H75ZM83 105V104H82ZM90 105V104H89ZM95 105V104H94ZM96 105H97V102H96ZM95 105V106H96ZM114 105V103H113ZM116 105V104H115ZM42 106V105H41ZM44 107V106H43ZM49 107V106H48ZM47 107V108H48ZM73 107H76V106H73ZM91 107V106H90ZM98 107V106H96ZM95 107V108H96ZM94 108V107H93ZM92 107L91 108H88L86 109L87 110V113H90L91 114V110L93 109ZM94 108V109H95ZM104 108V107H103ZM42 109V108H41ZM74 109H77V111H79L80 108H74ZM129 109V110H128ZM131 109H135L134 111L131 112ZM184 109V108H183ZM34 110H36V115L38 114L39 116V113L41 115V117H35V112ZM34 110H33V107H30V105H27L26 106V103L24 104L23 102H19L18 99H15L13 97H11L10 95H7L5 97H1L0 98V115L2 116V118H0V138L2 136L3 140H7V142H4L3 140L1 141L0 140V152L2 149H7V150H11L12 148H17V153L14 152L13 154H11V156L8 158V159H1L0 158V199L2 200L3 198V202L5 197L7 195H13L12 197V200L10 202H15L11 205V207L8 208V205L6 204H1L0 205V226H2L3 228L7 226V228H11L10 231L12 232H19V231H22L24 230L26 232V236H23V234H19L20 236H17L19 237V241H17L18 245L19 246H13L11 247V244H10V240L9 238H4V237H1L0 238V259L4 261V259L6 258L7 260H10V257H11V261L14 263V264H37L36 260H41L42 264H57L58 261L56 262L57 259H54V255L50 256L48 254V252H56L57 254L59 253H62V250L67 247L68 249V253L69 254H75V253H80L82 251H89V248L90 247H87L89 246L90 244H92L91 240L87 242H82L80 245L81 246H78L79 249L82 250V245H87V246H84V249L80 252H73L71 251L73 249V246L71 244H74V247H75V243H76V238L78 237H74L73 235L70 234V229L71 230H77L78 229V226H84L83 230L85 231H88L92 228V226H95L96 227V230L98 232H101V231H104L105 229H111L113 228V232L114 234L111 235L112 237H109L113 243H115L116 245H119L121 243H123L125 240L127 241H133L135 240L139 235H136L138 232L135 231V227L131 226V224L134 222H139L140 225L139 226H144L146 229H149V226H148V223L149 222H157V221H163V216H167V214L171 215L170 213L173 212L172 210L175 209V207L177 206V204H179L178 206H182V207H178L177 208V212L175 213H178L180 210H184L183 206L187 205V202L185 203V205H181V202L180 199L182 198H179L174 204L172 203L174 201V194H176L177 191H180V189H175V188H172L171 190L174 192L173 195H169L167 197V203L166 204H169L171 203L170 205V208L168 206L166 207H162L159 203L161 201H163V203L165 204L164 200L165 198H162L160 195L159 197H155L153 195V193H158L159 191V187L158 186H155V181H157L156 185L162 180H165V179H168L167 177L165 176H168V175H171V173H174L172 172L175 171L177 174V171H179V169H177L175 167V165H178L177 164V160H178V152L175 148H173V146H171L172 144H168L167 141H165L164 139L162 138H166V136L164 137L161 133L160 136H162V138H160V136L158 137H155L152 139V140H147L146 137H144V142H141V140H138L137 139V145L135 146H129V149H130V152H131V155L129 154L130 156V161H126V160H121V161H118L115 159V161H113L112 163H110V161L114 160V157L117 153H119L120 151H122V149L124 148H121L123 145H126V142L125 140L127 139H123L122 136H118V135H113L111 136V142L110 144L107 142V143H102V145H99L98 148H97V151L95 152V154L91 157V159H82L81 157V160L82 161H77L78 164H81L83 168H86L89 171H92L93 168H99V167H102V170L99 171V173L97 175L94 176L93 179L89 180L88 182H86L84 185H82L80 187V189H76V190H71V189H67L66 191H64L63 193L65 194H60V191H59V188L61 187H71L72 184H73V181H74V177H71L70 179L68 178H65L66 181H60L59 183L56 182V180H60V178L64 175H67L65 171L63 170H59L58 171H51L50 172V175L53 174L55 176H57V179L55 181H50L51 178H49V174H47V169H50L52 167V161L54 160L55 158V154L57 153L58 151V148H57V145H53L51 142H53V139L52 138H55L57 137V135L59 134H68V135H71L73 132H74V128H78L81 127H86L88 126L87 124H85L83 121H80V122H74L72 123V121L70 122L69 121H62V120H55V119H52L51 118H47L43 112L37 108V107H34ZM44 110V109H43ZM81 110V109H80ZM85 110V109H84ZM107 110V109H106ZM112 110H115L112 109ZM174 110V109H173ZM33 111V112H32ZM46 111V110H45ZM105 111V110H103ZM110 111V110H108ZM116 111V110H115ZM119 111V110H118ZM95 112V111H94ZM107 112V111H105ZM179 112V111H178ZM104 113V112H103ZM110 113V112H109ZM113 113V112H112ZM112 113H110L112 115ZM118 113V112H117ZM116 113V115H118ZM89 114V115H90ZM253 114V113H252ZM27 115V117H26ZM104 115V114H103ZM109 115V114H108ZM152 115V114H151ZM159 115V114H158ZM254 115V114H253ZM258 115V114H256ZM48 116V115H47ZM110 116V115H109ZM149 116V115H148ZM148 116H145L147 118H149ZM179 116V115H178ZM31 117V118H30ZM49 119H45V118ZM107 118V116H105ZM116 117V116H115ZM119 117V116H118ZM176 117V115H175ZM180 117V116H179ZM204 117V116H203ZM26 118H29V120H27ZM43 118V120H42ZM57 118V117H56ZM90 118V117H89ZM98 118V117H97ZM113 118H114V115H113ZM111 118V119H113ZM160 118V116H159ZM196 118V117H195ZM39 119V120H38ZM74 119V118H73ZM99 119V118H98ZM115 119V118H114ZM142 119V120H141ZM197 119V118H196ZM31 120V121H30ZM74 120H78L77 118L74 119ZM151 120V119H150ZM163 120V118H162ZM168 120V119H167ZM85 121V120H84ZM91 121V120H90ZM108 121V120H107ZM116 121V120H114ZM131 121V122H130ZM154 121V120H153ZM156 122L159 121V120H155ZM21 122L22 125H21ZM33 123V124H36L34 126H38L36 129L41 131L40 134L44 135L43 140H40L38 141V144H35L36 142L34 143H31V144H28L27 146L24 145V147H19V143L20 144H23V142L25 141H30V140H34L33 138H37V135L34 136L33 134H35V132H31V129L30 127L32 126L33 127V124H27V123ZM38 122V123H37ZM40 122V125H37L39 124ZM112 122V120H111ZM125 122H130L128 125L127 123ZM42 123V125H41ZM110 123V121H109ZM125 123V124H124ZM149 123V121H148ZM153 123V122H152ZM150 123L151 125V130L152 129H155L157 123L155 124H152ZM192 123V122H191ZM107 124V123H106ZM111 125L113 123H110ZM109 124V125H110ZM198 124V123H197ZM17 125V126H15ZM27 125H30L29 126V129H27L25 126ZM99 125V124H98ZM109 125H108V128H109ZM115 125V124H114ZM113 125V126H114ZM145 125V124H144ZM184 125H186L184 123ZM188 125V124H187ZM243 125V123H242ZM263 125V124H262ZM117 126V125H116ZM128 126V127H127ZM248 126V125H247ZM251 126V125H249ZM264 126V125H263ZM25 127V128H24ZM28 127V126H27ZM94 127V126H93ZM92 127V128H93ZM103 127V126H102ZM183 127V125H182ZM34 128V127H33ZM98 128V127H97ZM96 128V132L99 131L98 129ZM175 128V127H173ZM187 128V127H186ZM249 128V127H248ZM148 129V128H147ZM229 129V128H227ZM105 130V129H104ZM149 130V129H148ZM150 130V131H151ZM205 130V129H204ZM226 130V129H225ZM254 130V129H253ZM35 131V130H33ZM37 131V133L39 132ZM94 130H92L93 132ZM127 131V130H126ZM128 131V132H129ZM147 131V130H146ZM177 131V130H176ZM182 131V130H181ZM206 131V130H205ZM250 131V129H249ZM255 131V130H254ZM253 131V133H254ZM76 132V131H75ZM95 132V131H94ZM93 132V134H95ZM105 132V131H104ZM103 132V133H104ZM198 132V131H197ZM207 132V131H206ZM256 132V131H255ZM32 133V134H31ZM99 133V132H98ZM133 133V132H132ZM135 133V131H134ZM164 133V132H163ZM183 133V132H182ZM166 134V133H165ZM164 134V135H165ZM168 134V133H167ZM170 134V133H169ZM173 134V133H172ZM225 134V133H224ZM255 134V133H254ZM258 134V133H256ZM92 134H90L91 136ZM249 135V134H248ZM247 135V136H248ZM252 135V133H251ZM28 136V137H27ZM61 136V135H60ZM96 136V135H95ZM99 136V135H98ZM130 136V135H129ZM137 136V135H136ZM88 134L86 136V139H85V142H87V144H91L90 143V140H89V143H88ZM101 137V136H100ZM126 137V136H125ZM140 137V136H139ZM150 137V136H148ZM189 137V136H188ZM187 137V138H188ZM24 138V139H23ZM39 138V136H38ZM37 138V139H38ZM177 138V137H176ZM251 138V137H250ZM256 138V136H255ZM56 139V138H55ZM54 139V140H55ZM97 139V138H96ZM140 139V138H139ZM175 139V138H174ZM179 139V138H178ZM225 139V138H224ZM92 140V139H91ZM135 140V139H134ZM168 140V139H167ZM248 140V139H247ZM261 140H263L264 142V138H261ZM260 140V141H261ZM13 141V144L10 146L8 142H11ZM143 141V140H142ZM74 142V141H73ZM95 142V141H94ZM170 142V140H169ZM257 142V141H256ZM54 143V142H53ZM130 143V142H129ZM131 143H134V142H131ZM261 143V142H260ZM16 144V146H15ZM55 144V143H54ZM83 144V143H82ZM85 144V143H84ZM94 144V143H93ZM96 144V143H95ZM100 144V143H99ZM114 144V145H113ZM123 144V145H122ZM176 144V143H175ZM245 144V143H244ZM73 145V144H72ZM128 145V144H127ZM174 145V144H173ZM15 146V147H13ZM22 146V145H20ZM89 146V145H88ZM209 146V145H208ZM215 146V145H214ZM72 147V146H70ZM74 148V147H73ZM171 148V149H170ZM251 148V147H249ZM81 149V148H80ZM187 149V148H186ZM216 149V148H215ZM68 150V149H67ZM76 150V149H75ZM83 150H86L83 148ZM125 150V149H124ZM128 150V149H127ZM125 150V152L127 151ZM260 150V149H259ZM250 151V149H249ZM256 151V150H255ZM8 152V151H7ZM79 152V151H78ZM77 152V153H78ZM162 152H165V153H162ZM258 152V151H257ZM9 153V152H8ZM226 153V152H224ZM236 153V152H235ZM230 154L229 156L227 154L229 153H226V155L224 154L223 155V159L225 158L226 161H223L226 163L225 167L227 166H230L231 163H234L236 162V160L239 158L240 159V155L241 153L240 152H237L238 154ZM261 153V152H260ZM62 154V153H61ZM126 154V153H125ZM244 154V153H243ZM9 155V154H8ZM149 155H151V157H149ZM182 155V154H180ZM2 155L0 154V157ZM45 156H48V162H46L44 160ZM71 156V155H70ZM73 156V155H72ZM127 156H128V153H127ZM126 156V157H127ZM186 156V155H185ZM219 156H222V154H217V157ZM242 156V155H241ZM264 156V155H263ZM57 157V156H56ZM124 157V156H123ZM165 158V164H163V158ZM188 157V156H187ZM257 157V156H256ZM68 158V157H67ZM125 158V157H124ZM128 158V157H127ZM126 158V159H127ZM193 158V157H192ZM203 158V157H202ZM228 158V159H226ZM253 158V157H252ZM177 159V160H176ZM181 159V158H180ZM215 159V158H213ZM222 159V160H223ZM216 160V159H215ZM253 160V159H252ZM68 161V160H67ZM109 161V162H108ZM156 162L158 163L157 165H155V167L152 166V162ZM185 161V159H184ZM183 161V162H184ZM221 161V160H220ZM64 162V161H63ZM76 162V163H77ZM147 162V164H146ZM149 162H151V164H148ZM153 162V163H154ZM170 162V163H169ZM179 162V161H178ZM191 162V161H190ZM231 162V163H230ZM192 163V162H191ZM214 163V162H213ZM218 163V162H217ZM250 163V162H249ZM252 163V162H251ZM254 163V162H253ZM171 164H175L174 166H172ZM186 164V163H185ZM257 164H260V163H257ZM108 165H112V167L108 168L107 166ZM167 165V166H166ZM223 165V164H221ZM254 164H252L253 166ZM39 166H42L41 168H44V169H39L38 167ZM166 166V167H164ZM180 165H178V168H179ZM186 166V165H183V167ZM188 166V165H187ZM219 166V165H218ZM238 166V165H237ZM48 167V168H47ZM107 167V168H106ZM183 167H181L183 169ZM223 167V166H222ZM246 167V166H245ZM243 167V169L245 168ZM247 167H249L247 165ZM82 168V169H83ZM180 168V169H181ZM213 168L210 167L209 169ZM221 168V167H220ZM255 168V167H254ZM261 168H262V165H261ZM260 168V169H261ZM66 169V168H65ZM68 169V168H67ZM160 169V170H159ZM187 169V168H186ZM208 169V172L211 170ZM216 169V168H214ZM252 169V168H251ZM27 171L28 174H27V177L23 180H21L19 183L16 184V186H14L13 188L9 187L10 183H11V179L12 177L15 175V173L17 174V172H20V171ZM97 170V169H96ZM223 170V168H222ZM237 170V169H236ZM250 170V169H249ZM254 170V169H253ZM46 171V173H45ZM67 171V170H66ZM70 171H72L70 169ZM78 171V170H77ZM183 171H185V169H183ZM182 171V172H183ZM248 171V170H246ZM197 172V171H196ZM207 172V173H208ZM209 172V173H210ZM236 172V171H235ZM252 172V171H251ZM92 173V172H91ZM91 173H89V175H91ZM153 173V174H152ZM160 173V174H159ZM186 173V172H184ZM216 173V172H214ZM229 173V172H228ZM247 173H249L248 175L252 176V175H256L255 173L253 174L252 172V175L250 174V172H243L242 174L246 175ZM264 173V172H262ZM71 176H74V174L71 172L70 173ZM69 174V176H70ZM193 174V173H192ZM218 174V173H217ZM221 174V173H220ZM220 174H218L219 176L216 177L217 179L220 177ZM235 173L233 172H230L229 174H224L223 177H221L222 180L226 179L227 180V177H233ZM237 175L239 173H236ZM240 173V176L242 175ZM260 174V173H259ZM76 175V174H75ZM182 175V174H181ZM180 175V176H181ZM210 175V174H209ZM236 175V176H237ZM242 175V176H244ZM162 176V178H161ZM174 176V175H173ZM178 176V175H177ZM179 176V177H180ZM186 176V175H185ZM211 176V175H210ZM239 176V175H238ZM239 176V177H240ZM241 176V177H242ZM259 176V175H257ZM264 176V174L262 175ZM48 177V178H47ZM187 177V176H186ZM240 177V178H241ZM47 178V179H46ZM160 178L162 180H160ZM185 177L183 176V179ZM191 178V177H190ZM214 178V177H213ZM215 178V179H216ZM238 178L236 180H234L232 178V180H234L236 183H233L232 185L236 187V189H238L237 187L239 186V188H241V190H245V193L249 192V191H252V193L248 196V198H250L251 196H253V198L257 195H261L264 193V181L262 182V185L261 187L259 188H254L255 190L253 191V188L250 190L251 187H249L250 184L249 182H247V178H249L248 176L247 177H243V178ZM253 178V177H252ZM264 178V177H263ZM171 179V178H170ZM178 179V178H177ZM182 179V178H181ZM182 179V180H183ZM188 179V178H186ZM220 179V178H219ZM220 179V180H221ZM240 179V180H239ZM257 179V178H256ZM176 180V179H175ZM179 180V179H178ZM185 180V179H184ZM183 180V181H184ZM218 180V181H220ZM230 180V178H229ZM228 180V181H229ZM239 180V181H238ZM249 180V179H248ZM251 180V179H250ZM249 180V181H250ZM255 180V179H254ZM253 180V181H254ZM167 181V180H166ZM165 181V182H166ZM181 181V180H180ZM182 181V182H183ZM191 181V180H190ZM193 181V180H192ZM195 181V180H194ZM206 181V180H205ZM209 181V180H208ZM215 181V180H214ZM213 179L210 180V186L214 185V182ZM217 181V183H219ZM246 181V182H245ZM127 182H131L130 184H128ZM175 182V181H174ZM181 182V183H182ZM222 182V181H221ZM232 182V181H231ZM260 182V181H258ZM9 183V184H8ZM63 183V184H62ZM168 184H172V181H169L167 182ZM180 183V184H181ZM185 183V181H184ZM216 183V186H218ZM225 183V182H224ZM245 183L248 185L249 187V190H247V186L242 188V184ZM255 183V182H254ZM6 184H8V189H6ZM62 184V185H61ZM161 184V183H160ZM165 184V183H163ZM187 185V182L185 183ZM209 184V183H208ZM226 184V183H225ZM80 185V184H79ZM131 185V188L128 189ZM134 185V186H132ZM153 185V186H151ZM159 185V184H158ZM162 185V184H161ZM166 185V184H165ZM175 185V184H174ZM183 185V183L181 184ZM185 185V186H186ZM224 185V184H223ZM229 185V184H228ZM231 185V184H230ZM231 185V186H232ZM260 185V184H259ZM208 186V185H207ZM215 186V185H214ZM213 186V187H214ZM232 186V187H233ZM180 187V186H178ZM184 187V185H183ZM198 187V186H197ZM212 187V188H213ZM230 187V186H229ZM253 187V186H252ZM137 189L138 192H136V194L134 195L132 193V189ZM196 188V187H195ZM209 188V187H208ZM218 188V187H216ZM162 189V191L164 192V196L167 195V193H170V190L167 188V186H164L162 185L160 187V190ZM189 189V188H188ZM197 189V188H196ZM220 189V187H219ZM225 189V188H224ZM226 189L230 190L233 192V189L232 188H227ZM235 189V188H234ZM192 191V189H190ZM201 190V189H200ZM213 190V189H212ZM218 190V189H217ZM68 191H72L71 193H69ZM103 191H105L103 193ZM121 191L122 192H128L130 191L135 197L136 199H138L139 201L142 202V204H139L137 205V207L141 210V212H138V214L130 219V222H129V225L128 227L126 228H123L122 227V220H123V217H124V214H125V211H129L131 212V216L133 214H135V211H136V206L133 205L131 208L132 209H128V207H126L130 201H135L133 200L134 198L130 197V196H133V195H125V196H121L123 195V193L121 194ZM182 191V190H181ZM211 191V190H210ZM222 193L224 192L223 190V186H222V189L218 192H221ZM237 192V190H235ZM239 191V190H238ZM41 192V200L40 202L44 203V200L48 201L49 203H52L53 202V199H56L57 201H59V207H60V213L61 214H58L59 216H63V215H67L70 216L72 215L73 213H75V218L77 221H75V225H73V222H64V220L60 221L61 223L60 224H57V222L59 220H57V216L56 214H54V212H49V214L47 213H44V215L41 214L42 210H43V206H41L40 204L38 203H35V200H33V198L37 197V194ZM109 192V193H108ZM135 192V191H134ZM160 192V191H159ZM188 192V191H187ZM194 192V190H193ZM192 192V193H193ZM196 192V191H195ZM198 192V191H197ZM203 192V191H202ZM213 192V191H212ZM214 192H217L216 190ZM213 192V193H214ZM109 196H111V200L110 202H103V201H99V200H96L94 194H107ZM178 193V192H177ZM184 193V192H183ZM225 193V192H224ZM239 193V192H238ZM237 193V194H238ZM228 194V193H227ZM226 194V196L228 197V195ZM232 194V193H231ZM236 193L234 192V195ZM248 194V193H247ZM187 195L189 196L190 194L187 193ZM215 195V194H214ZM185 196V195H184ZM201 196V195H200ZM242 195L240 194V197ZM262 196V195H261ZM123 197V198H122ZM155 197V198H154ZM183 197V196H182ZM225 197V196H224ZM235 197V196H233ZM232 197V203H236L234 201V198ZM243 197V196H242ZM38 198V197H37ZM140 198V199H139ZM202 198V196H201ZM222 198V197H221ZM251 197V200L253 199ZM40 199V198H39ZM155 199V200H154ZM196 199V198H194ZM205 199V198H204ZM210 199V198H209ZM214 200V198H212ZM237 199V198H236ZM242 199V198H241ZM264 199V198H263ZM38 200V199H37ZM52 200V201H51ZM199 200V199H198ZM206 200V199H205ZM204 200V201H205ZM250 200V199H249ZM250 200V201H251ZM254 200V199H253ZM260 200V199H259ZM39 201V200H38ZM195 201V200H194ZM193 201V202H194ZM203 201V200H201ZM208 201V200H206ZM204 202V203H208V202ZM55 202V201H54ZM179 202V203H178ZM249 202V201H248ZM256 202V201H255ZM192 203V202H191ZM213 203V202H211ZM257 203V202H256ZM210 204V203H209ZM208 204V205H209ZM253 204V202H252ZM54 205V204H52ZM194 206H198V202H196V204H192L191 206L193 207ZM229 205V204H228ZM251 205V204H250ZM262 205V204H261ZM263 205H264V202H263ZM48 206V205H47ZM142 206V208H141ZM173 206V207H172ZM200 206V205H199ZM198 206V208H199ZM211 206V205H210ZM213 206V205H212ZM232 205H230L231 207ZM254 206V205H253ZM259 206V205H258ZM42 207V208H41ZM45 207V206H44ZM224 207V205H223ZM32 208V210H31ZM261 208V207H260ZM263 208V207H262ZM226 210V208H224ZM227 209H229L227 207ZM79 210V211H78ZM147 210L148 211H153L156 210L157 211V220H154L156 217H153L152 213H147ZM219 210V209H218ZM223 210V209H222ZM28 211H32V215L28 216L25 214H28L27 212ZM201 211V210H200ZM220 211V210H219ZM250 211V210H249ZM239 212V211H238ZM260 212V211H259ZM174 213V214H175ZM234 213V212H233ZM30 214V213H29ZM91 214H94V220L91 222L90 221V215ZM195 214V213H194ZM201 214V212L199 213ZM249 214V213H248ZM173 215V214H172ZM195 215H198L195 214ZM194 215V216H195ZM222 215V213H221ZM251 215V214H250ZM7 216H9L10 218H6ZM87 216L88 220H85V221H81V219L79 218H82V217H85ZM201 216V215H200ZM199 216V217H200ZM72 217V216H71ZM130 216H125L124 218V222H125V219L129 218ZM196 217V216H195ZM194 217V218H195ZM244 217V215H243ZM256 217V216H255ZM86 218V217H85ZM167 218V217H165ZM198 218V216H197ZM239 218L241 219V217L239 216ZM253 218V216L251 217V219ZM145 219H148V221H146ZM237 219V218H236ZM247 219V218H246ZM245 219V220H246ZM84 220V219H82ZM196 220V219H195ZM145 221H146V224L147 225H143V223L145 224ZM213 221V220H211ZM231 223H233L235 221V218L234 217H231ZM237 221V220H236ZM242 221V219H241ZM253 221H255L253 219ZM256 221H260L261 223H263L264 225V214H261L260 217L257 219L256 218ZM167 222V220H166ZM238 222H239V219H238ZM247 222V221H246ZM245 222V223H246ZM235 223V222H234ZM243 223V222H242ZM257 224V223H256ZM56 225H60L63 226V227H70L69 228H66L67 231H64V230H61V235H59V237H54L55 235V232L56 231H59V230H56ZM211 225V224H210ZM235 225V224H234ZM237 225V224H236ZM235 225V226H236ZM262 225V224H261ZM260 225V226H261ZM262 225V226H263ZM239 226V225H237ZM253 226V225H252ZM256 226V225H255ZM59 227V226H58ZM115 227V228H114ZM136 227L138 228V224L136 225ZM211 227V226H210ZM242 227H243V224H242ZM254 228V227H253ZM80 229V228H79ZM212 229V228H211ZM214 229V227H213ZM252 229V228H251ZM4 230V229H3ZM93 230V228H92ZM248 230V229H247ZM255 230V229H254ZM9 231V230H8ZM171 231V228L167 229L165 231L166 234H169ZM251 231V230H250ZM31 232H34L35 235L33 237L32 234L27 237ZM43 233H46V235H43ZM81 232V231H80ZM161 230L159 231V233H156V234H153V233H148L146 235L149 236L150 238H157L159 234H161ZM23 233V232H22ZM250 234V233H249ZM249 234H248V237H249ZM86 236V234H84ZM100 235V234H99ZM180 236V235H179ZM9 237V236H8ZM11 237V236H10ZM82 237V236H81ZM90 237V236H89ZM181 237H182V234H181ZM186 237V236H185ZM247 237V238H248ZM16 238V237H15ZM86 238V237H84ZM83 238V239H84ZM105 235L103 234L102 236L100 235L99 238H96L97 240H102V241H106L105 240ZM179 238V237H178ZM187 238V237H186ZM184 238V240L186 239ZM80 239V238H79ZM91 239V238H90ZM109 239V240H110ZM86 240V239H84ZM137 240V239H136ZM189 240V239H188ZM15 241V240H14ZM21 241V242H20ZM181 241V240H180ZM186 241V240H185ZM248 243H246L247 245H251V250L256 252L255 254H251L252 251H250V253H247V254H244L245 255V258L243 259L244 261H247V263L249 261L250 264H264V227H258L256 229V231H254V233L252 232V235H250L249 239H248ZM23 242H26V243H23ZM14 243V242H13ZM44 243H47V244H50L52 246H47V245H44ZM251 243V244H249ZM16 244V243H15ZM27 244V245H26ZM27 246L25 249H23L21 246ZM65 247V248H64ZM3 248H5V250H2ZM255 248V249H254ZM8 250V251H7ZM66 252V251H65ZM64 252V253H65ZM115 252V251H113ZM245 253L247 251H244ZM67 253V254H68ZM9 254V255H8ZM95 255V254H94ZM91 256V255H90ZM65 257V256H64ZM67 257V255H66ZM71 257V256H70ZM56 258V257H55ZM89 258V257H88ZM60 259V258H59ZM63 259V258H62ZM91 259V257H90ZM132 259V258H130ZM66 260V259H65ZM32 261V262H31ZM61 261V260H60ZM10 262V263H12ZM40 262V261H39Z\"/></svg>", "mask_w": 264, "mask_h": 264}, {"label": "water", "instance_id": "obj_3", "mask_svg": "<svg viewBox=\"0 0 264 264\" xmlns=\"http://www.w3.org/2000/svg\"><path fill=\"white\" fill-rule=\"evenodd\" d=\"M27 174H28V172L25 170L20 171L17 174H15L11 179L12 181H11L9 187L13 188L14 186H16L17 183H19L21 180H23L27 177Z\"/></svg>", "mask_w": 264, "mask_h": 264}]
</instances>
